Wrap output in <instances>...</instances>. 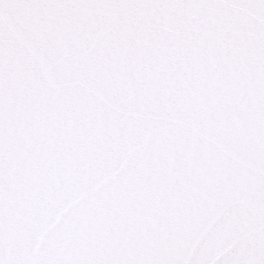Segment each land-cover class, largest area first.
Wrapping results in <instances>:
<instances>
[{"label": "snow or ice", "instance_id": "obj_1", "mask_svg": "<svg viewBox=\"0 0 264 264\" xmlns=\"http://www.w3.org/2000/svg\"><path fill=\"white\" fill-rule=\"evenodd\" d=\"M0 264H264V0H0Z\"/></svg>", "mask_w": 264, "mask_h": 264}]
</instances>
